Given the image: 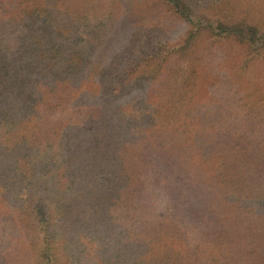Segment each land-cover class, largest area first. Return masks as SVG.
Masks as SVG:
<instances>
[{
    "label": "trees",
    "instance_id": "obj_1",
    "mask_svg": "<svg viewBox=\"0 0 264 264\" xmlns=\"http://www.w3.org/2000/svg\"><path fill=\"white\" fill-rule=\"evenodd\" d=\"M160 1L158 19L131 25L118 38V27L143 13L151 0H0V157L15 160L9 166L21 167L29 179L18 191L25 195L16 193L9 210L20 230L18 241L25 228L45 224L46 214L31 189L35 184L53 188L55 194L70 193L79 184L94 189L88 204L90 231L102 232L101 227L116 222L109 215L118 224L119 215L129 212L124 221L133 220L139 258L148 264H254L246 253L261 244L242 242V234H233L215 246L209 241L213 231L205 233L219 215L225 217L221 223L229 217L233 223L246 217L248 225L255 220L261 230L264 221L257 214L264 210L258 201L246 202L257 197L251 185L240 189L237 202L232 189L212 179L233 176L234 169L221 153L201 159L203 141L193 123L174 118L185 98L182 90L195 94L194 72L179 85L174 78L175 85L165 84L160 94L151 85L171 57L192 49L202 36L234 41L263 60L264 32L245 18L196 25L195 0ZM163 15L190 24L181 44L164 42L171 33ZM90 31L98 37L96 45H86L84 34ZM151 98L156 102L148 103ZM152 149L155 165L150 170L146 160ZM172 155L171 175L157 172L158 163ZM18 173L11 176L20 183ZM176 222L181 227L173 226ZM197 228L205 230L195 236ZM51 235L31 239L37 245L25 253L27 264H55ZM225 246L233 257L215 255Z\"/></svg>",
    "mask_w": 264,
    "mask_h": 264
},
{
    "label": "rangeland",
    "instance_id": "obj_2",
    "mask_svg": "<svg viewBox=\"0 0 264 264\" xmlns=\"http://www.w3.org/2000/svg\"><path fill=\"white\" fill-rule=\"evenodd\" d=\"M195 3L197 5H195L193 18L196 25L203 21L224 20L229 17L245 18L256 23L264 32V0H195ZM145 8L147 9L143 13L139 11L138 15L129 18L127 24L118 27L120 30L114 32V35L122 38L129 26L140 27L142 23L155 21L163 11L160 0H151ZM161 20L171 33L169 42L166 40L164 42L171 45L181 44L185 32L187 33L190 29V24L177 17L168 18L164 15ZM94 34L95 31L84 34L86 45H96L98 37L97 35L94 37ZM205 37L208 38V36ZM204 39L203 36L199 37L192 49H188L183 55L171 57L165 66V73L151 85V89L156 94H160L164 91L161 89L165 84H174V78H177L179 85L186 76L194 72L195 94L186 93L185 89L182 90V96L189 103H183L184 99L179 101L180 105L175 107L177 114L174 118L181 124L193 123L196 136H201L203 141V148L199 153L201 159L206 160V157H210L212 153H221L223 158L228 160L227 164H230V169H234L233 176H224L222 173L219 178L216 179L213 176L212 179L232 189L236 193L233 196L234 201H237V196L242 191L240 189H246L248 185H251L257 197L246 198V202L256 203L258 201L256 205L264 210V59L253 58L247 53L245 47L234 41L208 38L211 40L210 43V40ZM174 47L177 46L174 45ZM154 100L151 98L148 103H155ZM169 135L172 136L170 132ZM218 142L223 147H220ZM150 153L146 162L147 168L151 170L155 165L153 149ZM166 156V160L163 159L158 163L156 170L159 172L161 169V173H166L168 170L171 175L172 169L168 161L174 155L170 158ZM0 158H2L0 162V205L4 207V210L0 211V264L29 263L25 253H29L30 250L34 251L37 245L31 239L35 237L37 242L46 234H52L51 236L55 239L51 254L55 264H148L147 261L139 258L140 252L135 246L137 236L131 226L133 220L124 221L129 218V212H122L119 215L118 224L114 214L109 215L110 221L116 222L110 228L101 227L102 232L90 231L91 214L88 204L90 199H93L94 189L90 187L86 189V186L82 189L79 184L70 193H64L62 190L56 194L53 188L50 192L48 187L47 190L45 187L40 189V186L35 184L36 186L31 189H34L32 190L33 195L38 199V205H42V212L46 214L44 216L46 225H37L38 229L35 225L32 229L19 226L24 230L22 240L18 241L20 230L11 220L9 210H12L14 198L25 195L18 191L22 183L29 179L24 178V174L20 173L21 167L12 169V166H9V163L15 160L8 161L4 157ZM59 159L62 158L59 157ZM66 170L70 172L67 165ZM18 171L21 184L11 176ZM47 185L50 186V183L47 182ZM223 185L220 186L223 188ZM60 194L63 196L60 197ZM257 215L263 222L264 211ZM257 215H252V218H256ZM218 218V220L214 218L210 230L205 232L213 231L209 241L214 245L223 244L228 241L230 235L236 234L239 238V234H242V242L252 241V244H261L251 247L246 254L253 259L254 264H264V228L260 230L261 225H257L255 220L250 221L248 225L246 217L235 223L232 222V217L222 223L220 219L225 217L219 215ZM173 224V226L180 225L178 222ZM182 227L186 230V226L182 225ZM199 230L203 232L205 229L197 228V231H194L195 236ZM217 235L220 236L215 242L214 237ZM230 246V250L236 251L232 244ZM225 248L226 246L219 253L215 252V255L225 258L233 257L231 253L228 256ZM30 264L33 262L31 261Z\"/></svg>",
    "mask_w": 264,
    "mask_h": 264
}]
</instances>
